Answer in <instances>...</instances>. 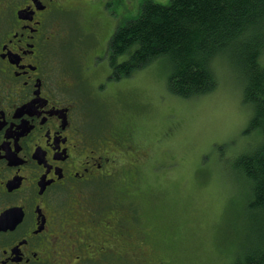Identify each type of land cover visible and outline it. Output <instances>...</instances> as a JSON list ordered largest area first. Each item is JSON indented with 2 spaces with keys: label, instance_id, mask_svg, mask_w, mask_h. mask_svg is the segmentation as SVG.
Returning <instances> with one entry per match:
<instances>
[{
  "label": "flooded vegetation",
  "instance_id": "af4514ba",
  "mask_svg": "<svg viewBox=\"0 0 264 264\" xmlns=\"http://www.w3.org/2000/svg\"><path fill=\"white\" fill-rule=\"evenodd\" d=\"M78 4L0 0V264H131L147 255L143 213L128 212L142 220L124 226L98 201L121 163L115 138L101 146L55 58L64 15Z\"/></svg>",
  "mask_w": 264,
  "mask_h": 264
},
{
  "label": "rangeland",
  "instance_id": "374dc122",
  "mask_svg": "<svg viewBox=\"0 0 264 264\" xmlns=\"http://www.w3.org/2000/svg\"><path fill=\"white\" fill-rule=\"evenodd\" d=\"M144 1L81 0L64 15L66 37L55 58L74 79L77 86L73 97L82 103L81 110L91 112L86 111L88 116L94 113L91 119L96 125L103 121L102 115L108 119L115 110L122 117L128 113L135 115L121 119L135 128L142 146H135V158L127 155L126 162L115 166L132 168L129 162L136 167L145 161V192L154 194L151 199H158L148 206L145 197L137 205L143 207L145 203L159 213L143 210L144 235L139 240L155 241L158 249L154 244L145 246L146 257H134L131 264H234L248 228L243 214L250 186L244 177L241 180L235 176L236 180L225 162L232 165L233 157L246 150L244 132L252 111L243 103L235 70L229 72L222 62L216 71L222 72L218 74V87L205 99L186 101L172 94L168 88V67L159 62L124 79L121 85L111 81L103 85L111 74L109 58L94 56V50L107 42L111 32L109 27L102 31L104 19L113 20V29L120 19L124 23L137 18ZM93 62L96 64L90 68ZM120 96L123 104L118 106ZM248 136L258 143L255 133ZM139 156L146 157L142 163ZM149 162L155 166H149ZM152 232L157 234L151 237Z\"/></svg>",
  "mask_w": 264,
  "mask_h": 264
},
{
  "label": "trees",
  "instance_id": "16d2710c",
  "mask_svg": "<svg viewBox=\"0 0 264 264\" xmlns=\"http://www.w3.org/2000/svg\"><path fill=\"white\" fill-rule=\"evenodd\" d=\"M104 20L106 23H103L102 30L109 27L111 32L102 48L94 50V56L109 58L111 74L107 82L104 79L103 85L110 84L108 81L121 85L124 79L159 62V65L168 67L169 91L189 101L199 97L208 98L216 91L218 74H222L220 71L216 73L219 62L224 63L229 72L230 69L235 70L240 84L233 78L241 88L243 103L252 111V116L244 132L246 150L239 151L233 157L232 165L225 162V167L232 168L229 172L234 174V178L236 176L243 180L244 177L250 186L246 192V210L243 214L248 228L234 264H264V0H169L167 5L146 0L141 4L140 13L135 19L124 23L120 19L113 29V20ZM94 64L96 62L90 65ZM118 98L116 103L119 106L123 101L121 96ZM86 111L82 110L88 123L95 127V133L101 136L102 147L105 142L111 143L110 138H115L112 154L117 159L119 157L120 162H126L127 155L132 159L137 156L136 147L142 141L137 140L135 128L121 119H125L129 113L122 117L115 110L108 119L102 115L103 121L96 125L94 118L91 119L94 113L88 116L91 112ZM129 116L132 118L135 115ZM93 126L90 127L94 129ZM250 132L257 135V144L248 139ZM145 158H142L141 163ZM132 164L129 162L132 168L124 165L119 169L117 167L112 172V178H104L101 185L105 192L98 196L100 205L111 208L108 210L111 219L124 222L126 226L142 219H127L123 214L142 212L144 215L143 210L149 204H154L155 199H151L153 193H146L143 186L147 168L145 161L136 167ZM156 165L162 168L161 163ZM122 185L127 186L123 188ZM145 197L148 206L145 203L143 206L142 202L140 204L143 207L137 205L138 200L143 201ZM123 205L139 209L123 213L119 211ZM114 208L116 210L112 211ZM147 209L159 213L155 208ZM155 234L157 232L150 235L152 237ZM147 243L154 244L155 250L158 249L155 241Z\"/></svg>",
  "mask_w": 264,
  "mask_h": 264
},
{
  "label": "bare ground",
  "instance_id": "6f19581e",
  "mask_svg": "<svg viewBox=\"0 0 264 264\" xmlns=\"http://www.w3.org/2000/svg\"><path fill=\"white\" fill-rule=\"evenodd\" d=\"M253 117H254V116H253ZM253 117H252V118H253Z\"/></svg>",
  "mask_w": 264,
  "mask_h": 264
}]
</instances>
